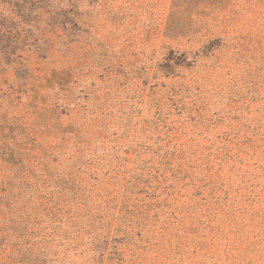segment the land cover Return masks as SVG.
Masks as SVG:
<instances>
[{
  "label": "rangeland",
  "instance_id": "obj_1",
  "mask_svg": "<svg viewBox=\"0 0 264 264\" xmlns=\"http://www.w3.org/2000/svg\"><path fill=\"white\" fill-rule=\"evenodd\" d=\"M0 264H264V0H0Z\"/></svg>",
  "mask_w": 264,
  "mask_h": 264
}]
</instances>
